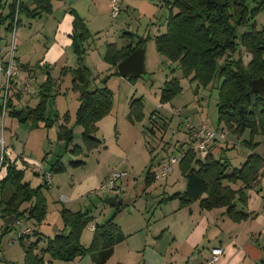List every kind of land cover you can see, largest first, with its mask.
<instances>
[{"label":"trees","instance_id":"obj_1","mask_svg":"<svg viewBox=\"0 0 264 264\" xmlns=\"http://www.w3.org/2000/svg\"><path fill=\"white\" fill-rule=\"evenodd\" d=\"M164 1L170 8V13L166 31L154 37L157 51L166 58L165 61L178 65L185 77L192 76V81L208 86L215 79H221L218 103L219 125L225 124L237 134L250 130V139L244 140V145L252 150L241 167L234 166L224 154L216 156L212 147L209 154L202 157L190 148L192 139L189 131L188 147L184 148L185 143L182 144L184 151L179 161L181 171L186 178V188L169 196L165 195V199H179L181 206L199 201L202 209L226 207L227 214L233 221H242L249 218L251 213L239 208L238 201L246 203L245 189L259 179L264 168V156L256 151L263 144L262 140H257V136L264 137V96L249 92L252 80L264 76V28L258 29L255 21L257 15L264 11V0L253 9L249 8L248 0ZM53 10V0H31L30 3L23 0H11L8 3L0 0V59L2 42L5 40L6 43L8 34L21 24V16L36 18L43 13H52ZM71 13L74 15L72 45L77 57L76 67L72 68L73 89L79 92L80 101L75 125L82 127L80 135L82 144H75L72 152L79 155L83 153L84 147L91 151L102 145L103 138L96 135L97 123L112 111L114 93L107 83L109 77L103 80V86L90 88L93 71L86 65L85 58L88 52L86 43L92 37V33L85 19L76 9L71 8ZM247 25H251V28L239 34V27ZM2 29L5 30L4 36ZM124 35L132 38L131 42L121 47L116 42L106 43L104 60L115 68V72L111 74L119 75L117 68L119 62L137 47L147 44L146 37L137 36L133 32H126ZM242 48H245L250 56L248 61L239 56L226 57L220 62V59L228 53H235ZM231 53L230 55L233 54ZM25 66L29 69L28 65ZM37 67L39 63L35 64L33 70L29 69L33 71L31 76H37L36 71L34 72ZM42 70L46 74V79L39 85V102L35 107L32 105L18 107L15 98L21 100L25 94L16 89L9 96L7 104L8 114L11 117L22 123L30 122L32 128H50L58 119L56 114L51 115V112L49 114L48 103L56 95L53 94L51 66L45 64ZM182 89L179 77H168L161 88L160 102H171L182 92ZM27 95L32 96V94ZM129 108L128 117L131 121H141L145 117L143 97L133 98ZM0 114H4L1 94ZM150 118H153V115ZM64 119L66 123L59 126L57 135L59 139L71 143L76 134L74 127L68 126L70 120L68 111ZM219 129L226 131L222 126ZM225 147L223 146V149ZM150 151L153 152L152 149ZM4 158L6 159L0 166V170L6 168V173L0 179L1 216L12 220L24 217L37 223V227L41 226L48 212V201L44 190L50 187L45 174L65 172L66 165L62 158L58 157L52 163L50 170H46L45 167L42 170L43 183L33 187L25 180V169L27 170L30 164L24 162L26 167L21 168L16 161L10 158L9 160L5 154ZM157 160L158 158L153 155L147 167L145 174L147 186L157 180L155 177ZM82 164V160L71 161V165L76 167ZM42 171L35 172L41 174ZM225 180L233 183L241 181L244 186L234 189L230 184L225 183ZM116 196L120 199L118 194ZM25 203L30 205L22 208ZM112 206L115 208V213L105 221L96 223L88 246L84 245L81 239L83 231L94 219L91 212L73 211L65 206L61 209L63 231L49 236L40 229H35L28 234L19 235L25 250L23 264H44L46 254L66 261L91 255L97 264H105L112 257L115 245L126 237L121 226L115 221L117 214L122 210L123 202L121 200L120 204ZM25 225L19 227L27 228L24 227ZM6 226V231L11 230L8 223ZM26 238L30 242L25 244ZM42 241L46 242V247L39 253L37 250ZM261 264H264V260Z\"/></svg>","mask_w":264,"mask_h":264},{"label":"rangeland","instance_id":"obj_2","mask_svg":"<svg viewBox=\"0 0 264 264\" xmlns=\"http://www.w3.org/2000/svg\"><path fill=\"white\" fill-rule=\"evenodd\" d=\"M261 1L262 0H248L249 8H255ZM121 4L123 5V10L118 17H113L112 12H110L108 20H106L100 28L103 30H92V37L86 43L88 52L86 54L85 63L93 71V79L90 88L92 89L103 86V80L106 77H109L107 83L114 93L112 115L116 118L118 126L115 124L108 127V129L103 128L98 131L97 136L105 140L109 149H115L117 146H120L121 143L125 144L132 150V154L136 158V168L133 169L130 167L128 162H123L118 166L120 161L111 155L109 149H103L102 146V148L96 147L91 151H88L84 147L83 153L79 155L72 152L75 144H82L80 137L82 127L75 125L76 112L80 105V101L79 92L73 89L74 74L71 70L67 73H61V68H58L56 65H53L54 67L51 66L53 94L56 95L51 98L48 103L49 114L51 112V114H56L58 117L52 127L32 128L30 122L22 123L17 119L12 118L8 114V109L4 110V108H6L4 105L3 111L6 115H0V162L5 161V154L8 159L10 157L11 160L16 161L17 165L21 168L26 167L24 162L30 164L29 168H27V170L25 169V178L31 179L32 186L34 187L37 186L36 183L39 176L44 175L43 171L39 175L35 174L36 172L33 168L41 163L46 170H50L52 163H54L58 157L62 158V161L66 166H69V170L65 171L64 174L58 175L57 178L55 176L56 173H52V178H54L55 182L59 181L62 185L67 187H70V183L75 181V179L84 178L90 174L101 173L102 167L105 169L108 168L109 170L111 169L110 173L109 171L106 173V178L102 179L103 183L109 178L114 169L120 171L125 170L127 172V175L118 181L119 189L118 191H114L113 194H107L105 192L97 194L98 190H94L91 194L90 192L85 194L81 201L73 203L70 201L65 202L64 200L67 198L64 199V195L58 194L56 187L52 190L45 189L49 195L50 207L48 211L49 213L47 212L48 219L52 221L55 226H63L64 224L61 217V210L60 213L58 210L59 206H62L61 209L64 207V203L66 205H71V207L76 210H85L89 208L94 217L99 221H103L105 217L109 215L108 211L113 207L111 204L107 203V199L109 196H116L118 194L120 199H123L124 206H127V208L132 209L134 212L138 211L136 205H138L137 202L140 200L138 193L142 191V185H140L141 179L139 180L136 178H139V173H146L149 164L147 165L145 159L143 157L141 158L139 151H135V145L137 143L138 145H143L148 149H152L154 156L157 158H162L164 155L167 157L168 152H171L175 143L179 145L180 142L185 140L187 132H189L190 124L198 125L205 122L214 130H218V128H221L222 126L227 132L224 143L226 144V147L228 145L229 147H225V149L220 148L218 151L219 154L217 153L218 155L216 156L224 154V157L229 158L234 166L241 167L247 160L248 154L252 152L250 148L244 145V140L250 139V130H246L243 134H237L232 132L225 124L219 125L218 103L221 79H215L208 86H204L198 81H192V76L185 77L178 65L165 61L166 58L157 51L154 37L156 34L161 33L158 29L162 28L161 24L170 13V8L165 1L135 0L129 8L123 4L122 0ZM52 13H43L36 18H29L24 15L21 16L22 22L18 28H16L18 29L17 33L14 30L9 34V38H13L14 35L16 44H18L22 41V37L26 30H28L27 32L33 33V39L40 38L39 34H42L47 40L44 39L51 44L54 39L56 27L52 20H47L46 22L45 20L49 16L48 14ZM154 13H156V17L153 16ZM155 19H157V24L152 22L155 21ZM255 21L258 29L264 28V11L257 15ZM121 24L124 25V28H130L132 31H136L142 36L145 35L144 37L147 38L146 67L149 76L144 79H129L122 77L120 74L117 75L107 72L108 64L103 58L104 54L102 53V47L106 49V43L112 41L117 42L118 45L122 44L124 41L122 34L126 30L122 29ZM31 25L33 26L32 30L30 29ZM250 28L251 25L240 26L238 29L239 34ZM1 32L4 36L5 30L2 29ZM100 43L103 44L101 45ZM4 47L5 40L2 42V49H4ZM245 50V48H242L235 53L232 52L233 54L230 52L232 55L228 53L223 59H220V62H223L226 57L237 58L239 56H242L248 61L250 56ZM67 53H70V56L74 55L76 58L73 45L68 48ZM38 58H40V52L38 55H32L33 61ZM41 65L43 64L39 63V68ZM173 68H175V70H173ZM172 76H177L181 80L183 88L182 92L169 103H161L160 99L157 102V99L160 97V94H156L157 91L162 88L164 81ZM45 79V73L41 72L40 75L37 76L36 84L33 86V90H37L29 93L32 94L31 97L34 99L31 103L34 104L33 106L38 104L39 85L42 84ZM25 96L28 95L25 94ZM140 97H143V110L145 112V117L141 121H131L128 117L130 114V101L133 98L137 99ZM15 103L20 108L26 106L24 101L17 98H15ZM67 111L70 113L68 126H73L76 134L75 139L71 143L59 139L57 135L59 126L66 123L64 116ZM151 115H153V118H150ZM152 129H154V131H152ZM1 139L4 141L3 154ZM257 140H262L263 144L259 146L256 151L264 156V137L259 135L257 136ZM26 142L27 145L25 146ZM188 142L189 141L185 142L184 148L188 147ZM24 150L26 152H24ZM181 155L182 153L178 147L173 150V153H170V156H176L179 160ZM81 158H84L86 162L83 166L75 168L71 167L70 161ZM172 168L173 169L169 174L173 175L174 178L175 176L177 178L180 177V181L185 183L186 179L181 171L179 163H174ZM3 176L4 174L1 172L0 179ZM134 182H137V185L134 186ZM225 183L229 184L227 180H225ZM150 190L152 191H147L145 194L140 193V198H142L140 207L142 212L147 213L148 216H150V214L147 212L146 206L152 205L155 199L159 200L160 197L164 195L163 188L161 187H156L154 185ZM262 191L264 193V188ZM69 193L71 194V192ZM28 204L30 203L23 204V208L28 207ZM98 220L94 218L83 231L82 236L85 245L90 244V240L93 237L94 230H91L90 228L91 223H97L96 221ZM17 224L18 223L16 222V225ZM21 224H26L24 227L29 226L30 228L25 234H28L35 229H39L37 223L28 218L26 219L23 217L21 219ZM258 226L254 240L258 241V243L263 246L264 234L260 233L263 226L261 223H259ZM20 229L21 228L19 227L18 230L12 229L10 231H5L4 218L1 216L0 209V264L24 263L25 250L18 237ZM52 229L53 228H48L46 232L47 235L53 236L59 231L56 230L57 228ZM22 234L25 235L24 233ZM29 242L28 238L24 240L25 244ZM45 247L46 242L42 241L39 244L37 252L40 253L41 249ZM45 260L46 262L44 264H95L91 255L83 256L82 259H77L75 261H66L53 258L49 254H46ZM106 264H113V261H109Z\"/></svg>","mask_w":264,"mask_h":264},{"label":"crops","instance_id":"obj_3","mask_svg":"<svg viewBox=\"0 0 264 264\" xmlns=\"http://www.w3.org/2000/svg\"><path fill=\"white\" fill-rule=\"evenodd\" d=\"M10 1L11 0H5L7 3ZM23 1L27 3L31 2V0ZM122 2L129 8V6L132 5L135 0H122ZM53 6V13L48 14L49 16L45 20V22L47 20H52L54 26L56 27L54 39L51 44L46 41L47 39L42 34H39L40 38L33 39V33L27 32L28 30H26L24 33L22 41L20 43L17 41L18 48L16 57L20 64L24 65L22 67L23 74L25 76H29L33 72L29 71V69L33 70V67L35 64H37V62L42 63L43 65L47 64L49 66L56 65L58 68H61V73L63 70L67 73L69 70L72 71V68L76 67L77 57L75 58L74 55L70 56V53H67L68 48L71 47L73 42L72 32L74 15L71 13V8L76 9L77 12L85 19L91 33L92 30H103L100 28L103 23L108 20L112 9L111 0H53ZM153 16L156 17V13H154ZM168 16L161 24L162 28L158 29L161 31V33L166 30V20H168ZM152 22L157 24V19ZM30 27L32 30L33 26L31 25ZM121 27L126 31H124L122 34L124 41L119 45L120 47L131 42L132 40V38L129 36L124 37V33L133 32L137 34V36H142L138 32L132 31L130 28H124V25L122 24ZM17 30L18 29H16V33ZM144 36L145 35L142 37ZM100 44L102 45L103 43ZM105 51L106 49L102 47L103 54H105ZM39 52L40 58L37 60L34 59L33 61L32 55H38ZM25 65H28L29 69ZM43 65H41L40 68L37 67L36 70H34V72L36 71L37 76H39L41 72H44L42 70ZM67 68H69V70ZM107 72L113 73L115 72V68H112V66L108 64ZM160 92L161 89L155 93L160 94ZM23 98L25 99H21V101H24V104L32 106L34 105L31 104L34 100L31 98V95L25 96ZM159 99L160 97L157 99V102ZM115 124L118 126V122L112 115L111 111L97 123L98 130L96 135L98 131L102 130L103 128L108 129V127ZM218 130L220 129L218 128ZM189 139L190 133L187 132V137L185 140L180 142L179 145L175 143L171 149V152L173 153V150L178 147L181 153H183V150L181 149L182 144L189 141ZM225 139L216 138V142L212 146L215 155H218L219 149H223V146L226 145L224 143ZM26 145L27 142L25 143V146ZM101 146L103 149H109L104 139L102 145L99 147ZM227 147H229V145ZM109 151H111L110 153L112 156L120 161L118 166H120L123 162H128L130 167L133 169L136 168V158L132 154V150L129 149L125 144L121 143L120 146H117L115 149H109ZM135 151H139L141 158L143 157L145 159L147 165L150 163V160L154 155L153 152L151 153L150 149L143 145H138V143L135 145ZM24 152L26 151L24 150ZM171 152H168L167 157L164 155L162 158H158V165L155 166V169H158L165 164L171 163V166L173 167L174 163H179V159L177 160L178 162L171 161V157H173L170 156ZM78 160L83 161V164L80 166H83L86 163L84 158ZM71 167L75 168L76 166L71 165ZM66 168V171H68L69 166H66ZM101 170L102 172L99 174H90L84 178L77 180L75 179V181L70 183V187L62 185L59 181L55 182L54 178H52L53 184L49 187V190L55 189L56 187L58 194L64 195V199L67 198L64 200L65 202L70 201L73 203L76 201H81L85 194L89 192L91 194L94 192V190H99L98 187L103 183L102 179L106 178V173L108 171L110 173L111 169L109 170L108 168L105 169L102 167ZM0 171L4 174L6 173V168L3 167V169ZM61 174H64V172L56 173V178ZM145 174V172L144 174L139 173V178H136L139 180L141 179L140 185H142V191L138 193L140 200L137 202L138 205H136L138 211L134 212L132 209H129L127 206L123 205L121 208L122 210L115 218V221L121 226V229L125 233L126 237L115 245L114 253L106 263L113 261V264H199L211 258L213 248H222L224 250L223 254L220 255L214 264H261V262L264 260V245L262 246L260 243H258V241L254 240L259 223H261L263 226L260 233L264 234V193L262 191L264 188V168L262 169L259 179L250 187L245 189L247 194L246 203L243 204L242 201H238L239 208H244L247 212L251 213L249 218L242 221H233L227 214L226 207L202 209L200 207L199 201H195L189 205L181 206L179 199H165L166 197L164 195L169 196L174 192L183 191L186 188V182L182 183V181H180V177L177 178L175 176L174 178L173 175L168 174L167 178L156 180L152 185L147 186ZM43 179L44 178L42 176H39L36 183L37 186L43 183ZM25 180L29 181L32 185L31 179L25 178ZM229 184L234 189H239L240 187L244 186L241 181L236 183L229 182ZM133 185H137V182H134ZM154 185L156 187L163 188L164 195L161 196L159 200L155 199L152 205L146 206L147 212L150 214V216H148L147 213L142 212L140 207L142 198H140V196L141 194L147 193V191H152L150 189L154 187ZM69 192H71V194ZM44 193L47 197L49 211V195L47 194L46 190H44ZM99 193L100 192L98 191L97 194ZM121 200L123 202L122 198ZM29 205L30 204H28V206ZM64 206L73 211L83 210L73 209L71 205H66L65 203ZM61 207L62 206H59L58 208L59 213ZM85 210L90 211L89 208ZM48 213L45 221L41 224V226H39V229L46 235L48 228H57L56 230H59L58 232L63 231L64 224L63 226L57 225L58 227L53 225L52 221L48 219ZM114 213L115 208L112 207L108 211L109 215L106 216L103 221L111 217ZM93 218L98 220L94 216ZM17 221L18 220H12L10 218L4 219L5 231L7 223L11 226V230L14 227V229L18 230L19 226L22 224L20 223L16 225ZM103 221L98 220L96 222ZM92 225H96V223H91L90 228ZM81 240L83 243V236ZM82 257L77 259H82ZM92 260L94 261L93 258ZM94 263L97 264L95 261Z\"/></svg>","mask_w":264,"mask_h":264},{"label":"built area","instance_id":"obj_4","mask_svg":"<svg viewBox=\"0 0 264 264\" xmlns=\"http://www.w3.org/2000/svg\"><path fill=\"white\" fill-rule=\"evenodd\" d=\"M112 4V16L117 17L123 10V5L121 0H111ZM16 31V30H15ZM16 39L7 38L5 47L2 50V57L0 59V94L2 96V101L4 110L7 109V103L9 96L16 89L22 92V94H29L34 92L33 86L37 82V76H25L23 74V68L16 57L17 52ZM189 131L191 133L192 143L190 148L195 151L199 156L205 157L209 154L212 145L216 142V138L219 136L221 138L226 137V133L221 130H214L210 127L208 123H201L198 125L190 124ZM2 140V139H1ZM2 140V154L4 151V144ZM179 158L176 156L171 157V161L176 162ZM3 162H0V166ZM44 167L42 164H38L34 167L35 171H42ZM171 163L165 164L158 169H155V177L157 180L167 178L168 174L171 172ZM127 175L126 171H120L114 169L109 178L99 186V192H105L107 194H113L114 191H118L119 185L118 181ZM49 186H52V174L47 172L45 174ZM18 224L21 223V219L17 221ZM30 228H21L19 230V235L26 233ZM92 230H95V225L91 226ZM224 250L222 248H213L211 258L203 263L199 264H214L217 259L223 254Z\"/></svg>","mask_w":264,"mask_h":264},{"label":"water","instance_id":"obj_5","mask_svg":"<svg viewBox=\"0 0 264 264\" xmlns=\"http://www.w3.org/2000/svg\"><path fill=\"white\" fill-rule=\"evenodd\" d=\"M146 44L137 47L129 56L121 60L117 66L118 72L122 77L126 78H146L149 72L146 67ZM251 94L259 93L264 96V76L256 78L251 82ZM107 203L118 205L121 199L117 196H109Z\"/></svg>","mask_w":264,"mask_h":264}]
</instances>
